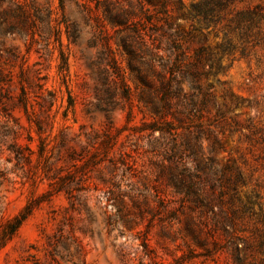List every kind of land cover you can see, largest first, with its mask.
I'll return each mask as SVG.
<instances>
[{
  "label": "rangeland",
  "instance_id": "1",
  "mask_svg": "<svg viewBox=\"0 0 264 264\" xmlns=\"http://www.w3.org/2000/svg\"><path fill=\"white\" fill-rule=\"evenodd\" d=\"M8 5L0 264H261L264 0Z\"/></svg>",
  "mask_w": 264,
  "mask_h": 264
},
{
  "label": "trees",
  "instance_id": "2",
  "mask_svg": "<svg viewBox=\"0 0 264 264\" xmlns=\"http://www.w3.org/2000/svg\"><path fill=\"white\" fill-rule=\"evenodd\" d=\"M11 0H0V33H14L17 32V5H8ZM5 5L4 8H2V5ZM205 5L210 4V1H205ZM200 12V6L199 5H192L191 6V13L193 12ZM211 13L213 12V8L210 9ZM197 12V13H198ZM192 14H187L186 17L193 18L191 16ZM204 20H209L210 18L206 17V14L203 12ZM255 19V12H246L241 14L240 16V22L245 23L247 26L246 28L249 29ZM202 50L198 51L195 54V58L198 61L199 56L202 54ZM1 54V50H0ZM243 54V52H242ZM14 57V56H13ZM60 58L62 59V56L60 55ZM193 67V66H192ZM193 79H198L199 74L196 72L190 74ZM4 78L0 76V83L4 82ZM20 103H23V98L20 97L19 99ZM16 105H17V100H16ZM2 112H6V108L1 109ZM29 215V211L27 208L21 213H19L17 216H15L10 222H8L5 226V229L3 230V237L4 239H9L15 232L20 228L22 223L26 220V218ZM243 248H239L238 245L233 246L234 250V259L236 264H257L253 261L247 260V257L245 255V251L251 249V245L248 243L243 244ZM240 254H242L240 256ZM264 264V261L261 263Z\"/></svg>",
  "mask_w": 264,
  "mask_h": 264
}]
</instances>
